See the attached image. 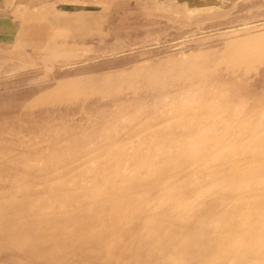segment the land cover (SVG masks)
Instances as JSON below:
<instances>
[{
	"label": "rangeland",
	"instance_id": "rangeland-1",
	"mask_svg": "<svg viewBox=\"0 0 264 264\" xmlns=\"http://www.w3.org/2000/svg\"><path fill=\"white\" fill-rule=\"evenodd\" d=\"M0 1V264H264V0Z\"/></svg>",
	"mask_w": 264,
	"mask_h": 264
},
{
	"label": "crops",
	"instance_id": "crops-1",
	"mask_svg": "<svg viewBox=\"0 0 264 264\" xmlns=\"http://www.w3.org/2000/svg\"><path fill=\"white\" fill-rule=\"evenodd\" d=\"M4 1H0V59L3 57L4 50L11 46L14 39L22 31L19 22H16L15 17L6 13L4 9Z\"/></svg>",
	"mask_w": 264,
	"mask_h": 264
},
{
	"label": "bare ground",
	"instance_id": "bare-ground-1",
	"mask_svg": "<svg viewBox=\"0 0 264 264\" xmlns=\"http://www.w3.org/2000/svg\"><path fill=\"white\" fill-rule=\"evenodd\" d=\"M243 210V209H242ZM245 211V210H244ZM241 214H243V211L241 212ZM240 218V217H239ZM246 223H248V222H246ZM66 235V234H65ZM254 235V234H253ZM255 237V236H254ZM240 238V237H239ZM247 238V237H246ZM250 238V237H249ZM238 239V238H237ZM252 240V239H251ZM227 241V240H226ZM241 241V240H240ZM239 241V242H240ZM164 243V241L162 242V244ZM245 243V242H244ZM248 243H250V242H248ZM247 244V243H246ZM157 246V245H156ZM157 247H159V246H157ZM249 248V247H248ZM156 249V248H155ZM249 249H251V248H249ZM156 251H157V249H156ZM158 252V251H157ZM243 253H244V251H243ZM242 254V253H241Z\"/></svg>",
	"mask_w": 264,
	"mask_h": 264
}]
</instances>
